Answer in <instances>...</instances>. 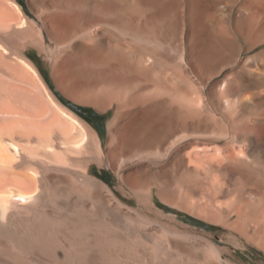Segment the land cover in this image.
Listing matches in <instances>:
<instances>
[{
	"label": "bare ground",
	"instance_id": "obj_1",
	"mask_svg": "<svg viewBox=\"0 0 264 264\" xmlns=\"http://www.w3.org/2000/svg\"><path fill=\"white\" fill-rule=\"evenodd\" d=\"M27 2L0 0V264H192L94 164L264 249V0ZM31 48L66 93L113 111L109 144Z\"/></svg>",
	"mask_w": 264,
	"mask_h": 264
},
{
	"label": "rangeland",
	"instance_id": "obj_2",
	"mask_svg": "<svg viewBox=\"0 0 264 264\" xmlns=\"http://www.w3.org/2000/svg\"><path fill=\"white\" fill-rule=\"evenodd\" d=\"M27 1L22 0L29 10ZM29 54L42 68L52 91H55L54 93L62 100L63 104L70 109L72 108L68 105L74 108H78V106L85 107L80 112L82 116L78 113L79 109L72 110L99 132L105 145L109 144L108 122L113 117V111L102 112L92 105L78 102L64 91L60 79L54 73L53 65L45 54L40 53L37 48H31ZM92 173L117 190L123 202L130 206L129 209L126 208L125 210L129 211L135 219L147 221L150 233L154 236L153 241L157 238V240L163 239L166 236V229H172L175 232L177 241L178 257H186L192 264H198L199 262V264H214L218 258L211 250V244H216L220 248L223 257L227 258L230 264H264V249L248 241L240 233L231 230L227 225L210 219L211 217H208L202 206L193 207L189 205L184 207L176 197L165 194V198L157 193L154 198L156 204L147 199L140 200L133 194V191L120 184L118 177L108 167L101 170L97 164H94ZM149 174L152 175L153 173L149 172ZM171 176L174 180L177 179L176 176ZM131 208L133 209L131 210ZM133 210L136 212H131ZM19 222H17L19 230L26 228L27 224L25 222ZM146 240V243L150 245L151 239ZM112 261L111 259L110 262Z\"/></svg>",
	"mask_w": 264,
	"mask_h": 264
},
{
	"label": "trees",
	"instance_id": "obj_3",
	"mask_svg": "<svg viewBox=\"0 0 264 264\" xmlns=\"http://www.w3.org/2000/svg\"><path fill=\"white\" fill-rule=\"evenodd\" d=\"M33 59H34V58H33ZM67 105H68V104H67ZM68 106H70V107H71L73 110H75V111L79 109V110H78V113H79L80 115H81V113H80V112H81V111H82V110L85 108V107H80V106H78V108H77V107H76V108H74V107H73V106H71V105H68ZM81 116H82V115H81Z\"/></svg>",
	"mask_w": 264,
	"mask_h": 264
}]
</instances>
